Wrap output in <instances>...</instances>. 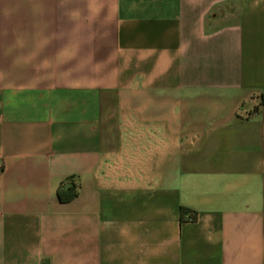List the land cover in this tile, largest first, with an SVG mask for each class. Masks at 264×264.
<instances>
[{"label": "crops", "instance_id": "obj_1", "mask_svg": "<svg viewBox=\"0 0 264 264\" xmlns=\"http://www.w3.org/2000/svg\"><path fill=\"white\" fill-rule=\"evenodd\" d=\"M0 161V264H264V0H0Z\"/></svg>", "mask_w": 264, "mask_h": 264}, {"label": "trees", "instance_id": "obj_2", "mask_svg": "<svg viewBox=\"0 0 264 264\" xmlns=\"http://www.w3.org/2000/svg\"><path fill=\"white\" fill-rule=\"evenodd\" d=\"M73 185H70L69 192H63L62 190H59L58 197L61 202H67L71 200L73 197H75V192L72 190ZM188 212L187 209L181 208V214L184 217L185 213Z\"/></svg>", "mask_w": 264, "mask_h": 264}, {"label": "built area", "instance_id": "obj_3", "mask_svg": "<svg viewBox=\"0 0 264 264\" xmlns=\"http://www.w3.org/2000/svg\"><path fill=\"white\" fill-rule=\"evenodd\" d=\"M261 103H262V99H261V97H258L257 100H256L255 109H257L258 107H260L261 106ZM2 169H3V163L0 161V171ZM184 218L187 221H194L196 217H195V214L192 211H188V212L185 213Z\"/></svg>", "mask_w": 264, "mask_h": 264}]
</instances>
